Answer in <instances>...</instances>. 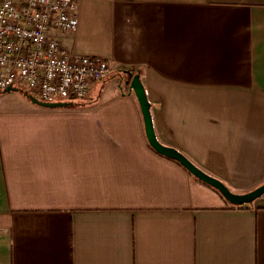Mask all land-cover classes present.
Instances as JSON below:
<instances>
[{
  "label": "crops",
  "instance_id": "crops-1",
  "mask_svg": "<svg viewBox=\"0 0 264 264\" xmlns=\"http://www.w3.org/2000/svg\"><path fill=\"white\" fill-rule=\"evenodd\" d=\"M72 56L112 71L63 108L0 106V264H264V0H79ZM131 74V75H129ZM66 103V102H64Z\"/></svg>",
  "mask_w": 264,
  "mask_h": 264
},
{
  "label": "built area",
  "instance_id": "built-area-1",
  "mask_svg": "<svg viewBox=\"0 0 264 264\" xmlns=\"http://www.w3.org/2000/svg\"><path fill=\"white\" fill-rule=\"evenodd\" d=\"M78 2L0 0V92L25 87L41 102L73 103L108 77V61L72 56L57 38L76 31Z\"/></svg>",
  "mask_w": 264,
  "mask_h": 264
},
{
  "label": "water",
  "instance_id": "water-1",
  "mask_svg": "<svg viewBox=\"0 0 264 264\" xmlns=\"http://www.w3.org/2000/svg\"><path fill=\"white\" fill-rule=\"evenodd\" d=\"M129 88L134 92L135 97L138 101L141 114L143 117L144 130H145V136L147 142L149 146L157 154L176 161L195 179L199 180L200 182L216 190L221 195V197L230 205L233 206L252 205L257 199L261 198L264 195V183L246 193H241V194L233 193L221 181L206 174L201 169L193 165L183 154H181L180 152H178L173 148L166 147L161 143H159L158 140L156 139L153 130L152 119L150 114V105L147 100L145 90L140 81L138 73H136L131 77L129 82ZM11 91H16V89H6L3 92H11ZM28 98L33 104L43 108H63L69 105L68 103H64V102L44 103L32 96H28Z\"/></svg>",
  "mask_w": 264,
  "mask_h": 264
},
{
  "label": "rangeland",
  "instance_id": "rangeland-1",
  "mask_svg": "<svg viewBox=\"0 0 264 264\" xmlns=\"http://www.w3.org/2000/svg\"><path fill=\"white\" fill-rule=\"evenodd\" d=\"M32 96L34 95L31 94V92L23 87H18L16 88V91H11V92H0V106L1 107H7V108H14L16 106L18 107H32V104L28 101L23 99V96ZM36 98V97H35ZM77 102V101H73Z\"/></svg>",
  "mask_w": 264,
  "mask_h": 264
},
{
  "label": "trees",
  "instance_id": "trees-1",
  "mask_svg": "<svg viewBox=\"0 0 264 264\" xmlns=\"http://www.w3.org/2000/svg\"><path fill=\"white\" fill-rule=\"evenodd\" d=\"M68 104H73V103H71V102H68ZM195 179V178H194ZM197 182H199L200 184H202V185H204L205 187H207V188H209V189H211L212 191H214V192H216L220 197H221V195L216 191V190H214L212 187H210V186H208V185H206V184H204V183H202V182H200L199 180H197V179H195ZM222 198V197H221ZM223 199V198H222ZM224 200V199H223ZM225 201V200H224ZM225 203H227L226 201H225ZM227 205H229V206H231V207H234V208H242V207H245L244 205L243 206H233V205H230L229 203H227Z\"/></svg>",
  "mask_w": 264,
  "mask_h": 264
}]
</instances>
